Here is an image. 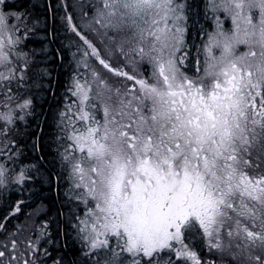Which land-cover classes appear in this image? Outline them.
<instances>
[{"label": "snow or ice", "instance_id": "6c2138e0", "mask_svg": "<svg viewBox=\"0 0 264 264\" xmlns=\"http://www.w3.org/2000/svg\"><path fill=\"white\" fill-rule=\"evenodd\" d=\"M0 264H264V0H0Z\"/></svg>", "mask_w": 264, "mask_h": 264}]
</instances>
